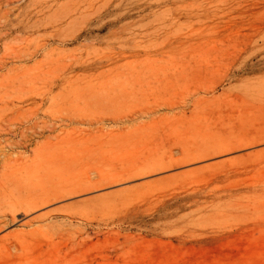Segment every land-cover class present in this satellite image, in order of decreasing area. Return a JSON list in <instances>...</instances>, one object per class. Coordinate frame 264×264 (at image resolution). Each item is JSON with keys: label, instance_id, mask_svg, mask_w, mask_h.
I'll return each mask as SVG.
<instances>
[{"label": "rangeland", "instance_id": "obj_1", "mask_svg": "<svg viewBox=\"0 0 264 264\" xmlns=\"http://www.w3.org/2000/svg\"><path fill=\"white\" fill-rule=\"evenodd\" d=\"M258 140L264 0H0V264H264V142L153 172Z\"/></svg>", "mask_w": 264, "mask_h": 264}, {"label": "bare ground", "instance_id": "obj_2", "mask_svg": "<svg viewBox=\"0 0 264 264\" xmlns=\"http://www.w3.org/2000/svg\"><path fill=\"white\" fill-rule=\"evenodd\" d=\"M262 142H264V140L247 141V142H243V143H238V144L230 146V147L229 146L228 147H222L220 149L213 150V151L205 153V154L202 153V154L197 155V156L194 155L193 157H184V158L178 159L174 162H170L166 165H163V166L160 165L161 167L154 169L153 172L163 170V169L173 168V167H176V166H179L182 164L191 163V162H194L196 160L203 159V158L216 156L218 154L227 152V150H231V151L233 150L236 152V150H240V149L246 148V147H251V146H254V145L262 143ZM3 177L4 176L1 175V173H0V233L3 232L4 230H6L7 227H9L10 225H12L13 223H15L17 221L18 216L21 215V211L26 212V213H30V212L34 211L35 209H38V208L44 206L45 204L50 203V202L57 199V198L53 197V198H48V199L44 200L43 202H36V203H31V202H27V201L26 202H22V201L17 202V201H13V200L7 201V199H6L7 188H6V185L4 183ZM86 190H88V189L86 188L85 190L84 189L83 190H75V192H77V191L82 192V191H86ZM60 196H61V194H60ZM13 236H15L14 233H10L8 235L1 237L0 238V248H2V247L15 248L16 250H19L20 249L19 245H17L16 243H14L11 240V238ZM69 257H70V255H69ZM81 262H80V264H84V262H82V263ZM85 262H87V261H85Z\"/></svg>", "mask_w": 264, "mask_h": 264}]
</instances>
